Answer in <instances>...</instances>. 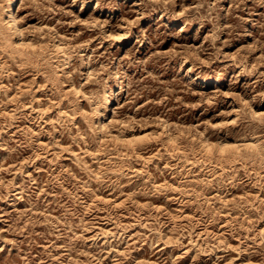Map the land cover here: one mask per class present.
Wrapping results in <instances>:
<instances>
[{"label": "rangeland", "instance_id": "rangeland-1", "mask_svg": "<svg viewBox=\"0 0 264 264\" xmlns=\"http://www.w3.org/2000/svg\"><path fill=\"white\" fill-rule=\"evenodd\" d=\"M15 15L0 264H264V0H18Z\"/></svg>", "mask_w": 264, "mask_h": 264}, {"label": "bare ground", "instance_id": "bare-ground-1", "mask_svg": "<svg viewBox=\"0 0 264 264\" xmlns=\"http://www.w3.org/2000/svg\"><path fill=\"white\" fill-rule=\"evenodd\" d=\"M18 3V0H9V5L8 7L4 10L3 12V18H2V23L0 24V27H6L8 28V30H10L11 34L13 35V37H17L18 35L21 34V28L19 25V21L18 18L16 17V4ZM21 37V36H20ZM23 41V40H22ZM55 42V41H54ZM21 44V43H20ZM31 44V43H30ZM32 45V44H31ZM55 46V45H54ZM44 49V48H43ZM61 49V48H60ZM38 52V51H37ZM80 52V51H79ZM22 61V60H21ZM23 62V61H22ZM80 92V91H79ZM83 92V91H82ZM78 95V92H76ZM74 95V94H73ZM113 103V101L111 99H109L107 101V105L105 107H103V110H107L111 107V104ZM115 105V103H113V106ZM94 108V107H93ZM112 108V107H111ZM98 109V108H97ZM81 110V109H80ZM44 111V110H43ZM100 114L102 113V115L105 116V113H103V111L101 109H99ZM44 114V113H43ZM66 124V123H65ZM94 124V123H93ZM96 124V123H95ZM99 126L101 128H104L106 126L107 123H105V121H103L102 119L99 121ZM164 128V127H163ZM108 131V130H107ZM110 131V130H109ZM120 131V130H119ZM151 133V132H150ZM111 134V133H110ZM117 136V135H116ZM119 136V135H118ZM167 136V135H166ZM179 136V135H178ZM140 137V136H139ZM113 138V137H112ZM141 138H143L141 136ZM175 138V137H174ZM173 139V138H172ZM117 140V139H116ZM136 141V140H135ZM250 142V141H249ZM248 142V143H249ZM255 142V141H254ZM40 143V142H39ZM246 143V142H245ZM252 143V142H250ZM255 144V143H253ZM253 144H251L253 146ZM258 144V143H257ZM256 144V145H257ZM237 145V144H235ZM255 145V148H256ZM246 146V145H245ZM244 146V147H245ZM259 146V145H258ZM230 147V146H229ZM238 147V146H237ZM236 147V148H237ZM254 147V146H253ZM243 148V147H242ZM254 148V149H255ZM258 148V147H257ZM222 149V148H221ZM251 149V148H250ZM233 150V149H231ZM237 150V149H236ZM252 150V149H251ZM258 150V149H257ZM256 151V150H255ZM221 152V151H220ZM239 154V153H238ZM260 155V154H259ZM99 174V173H98Z\"/></svg>", "mask_w": 264, "mask_h": 264}]
</instances>
